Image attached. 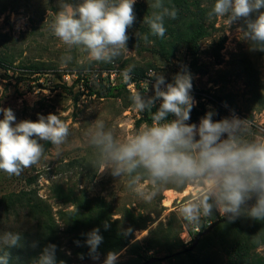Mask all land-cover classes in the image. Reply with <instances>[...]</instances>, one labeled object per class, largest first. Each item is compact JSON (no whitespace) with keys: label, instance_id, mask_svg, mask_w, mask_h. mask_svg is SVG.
<instances>
[{"label":"rangeland","instance_id":"1","mask_svg":"<svg viewBox=\"0 0 264 264\" xmlns=\"http://www.w3.org/2000/svg\"><path fill=\"white\" fill-rule=\"evenodd\" d=\"M61 2L0 0V58L8 55L12 59L4 63L0 60V108H11L16 123L25 119L36 121L38 114L60 115L70 129L66 143L59 150L50 142L38 140L44 145V156L20 176H9L0 171V197L12 191L34 188L56 212L62 206L53 195L61 186L80 197V206L68 205L66 211L82 212V209L103 204L104 217L108 216L110 223L116 222L117 229L124 233V239L129 238L127 247L117 249L113 238L104 237L97 249L99 258L94 260L89 255L86 234L99 228L103 237V229L82 217L67 219L68 223L57 220L61 232L65 230L60 234L57 264L61 261L63 264H104L110 251L119 253L115 264H132L136 256L130 253L129 246L133 244L141 246L147 255L158 258L166 257L169 250L179 251L178 242L190 247L196 237L212 224L211 220L226 216H221L214 208L211 217L201 218V230L197 232L196 227L179 212V204L194 191L191 186L183 190L169 186L150 201L141 199L127 187L125 179L112 176L109 170L102 173V167L96 163V150L87 142L86 131L97 119L104 120L122 137L133 134L143 125L150 126L153 121L144 120V114L134 109L130 96L136 91L143 92L145 81L149 82L148 90L143 94L145 97L154 96L152 85L155 80L148 77L152 71L160 72L166 83H172L177 73L187 71L192 77L191 95L195 101L193 109L197 112L192 109L186 123L198 126L200 119L209 111L213 112V121L230 119L235 115L251 122L253 135L250 139L264 136V51L254 50L249 41L242 39L243 20L229 24L227 18L208 17L209 27L199 42L195 59L182 46L170 54H162L152 36H148L149 42H146L145 35L132 25L127 29L129 39L126 47L129 52L111 64L89 62L88 54L82 48L69 49L51 32L50 24L61 10ZM63 2L75 6L82 0ZM154 2L136 0L134 12L139 4L151 6ZM214 2L206 0L209 12ZM185 29L192 30L188 25ZM67 55L72 59L65 64L62 57ZM33 64H38L39 70ZM130 66L132 73L137 68L144 71L140 89L135 84L127 85L113 97L90 95L89 90L76 80L81 73L89 83L109 77L112 83L118 84L123 80L121 72ZM65 86L71 88V92L65 90ZM164 87L161 85L162 90ZM174 118L172 116L169 120ZM0 119H3V113H0ZM224 138H227L226 134L222 136ZM167 201L172 203L167 205ZM254 204L255 199L245 207ZM58 218L61 219L60 215ZM254 222L260 224V221L242 215L234 222L227 220L219 227L217 225L204 236L208 238L199 240L194 254L213 264H226L223 248L232 233L242 237L253 236L258 239V244L262 243L263 231L255 228ZM3 231H19L22 238L18 245L21 246L35 237L38 226L34 220L22 217L9 223L0 221V232ZM258 252L264 257V244L259 246ZM163 264L191 262L184 258L179 262L164 261Z\"/></svg>","mask_w":264,"mask_h":264},{"label":"clouds","instance_id":"2","mask_svg":"<svg viewBox=\"0 0 264 264\" xmlns=\"http://www.w3.org/2000/svg\"><path fill=\"white\" fill-rule=\"evenodd\" d=\"M135 2L82 0L74 6L62 0L61 10L50 24L51 32L69 49L82 48L89 62L114 63L129 52L127 29L135 21ZM151 7L155 11L144 17V22L153 36L164 38L165 18L175 19L177 10L169 9L162 0H155ZM208 17L227 18L229 24L243 20L242 39L249 41L254 50L264 51V0H215ZM144 40L149 42L147 35ZM71 59L67 55L62 62L67 64ZM121 76L126 83L132 80V67L124 69ZM148 77L155 80L154 96L143 94L148 90L149 82L145 81L143 92H134L130 100L136 111L151 112L150 126L143 125L122 137L104 120L97 119L86 131L102 173L109 170L112 176L125 179L127 187L145 201L169 186L178 190L191 186L194 191L179 204V212L197 232L201 230V218L211 217L214 208L229 222L242 215L264 221V136L250 139L251 122L235 115L213 121V112L209 111L198 126L186 123L195 104L191 74L179 72L172 83H166L160 72L152 71ZM161 85H165L163 90ZM157 100L161 103L153 113ZM0 113V171L9 176H20L41 160L45 149L38 140L50 142L59 150L70 135L69 125L60 115L38 114L36 121L16 123L11 108H0ZM169 114L175 118L167 119ZM225 134L227 138L222 139ZM253 197L255 204L245 207ZM104 227L107 230L109 224L105 222ZM86 235L89 255L98 259L97 249L103 242L100 229L94 228ZM21 238L19 231L0 232V251L17 246ZM118 255L108 252L104 264H115ZM0 264H9L7 252L0 255ZM33 264H57L56 245L46 246Z\"/></svg>","mask_w":264,"mask_h":264},{"label":"trees","instance_id":"3","mask_svg":"<svg viewBox=\"0 0 264 264\" xmlns=\"http://www.w3.org/2000/svg\"><path fill=\"white\" fill-rule=\"evenodd\" d=\"M162 2L166 7H169V9L174 7L177 10V17L175 19L165 18L166 33L164 38L153 36L148 24L144 22V17H150L153 11H155L151 6L145 3L136 6L133 26L135 29L140 30L143 35L152 36L162 54H170L172 50H177L179 46H182L186 49L188 54L195 59L199 52V42L205 35L206 28L209 27L207 26L209 10L205 6L206 0H162ZM187 25L192 28L191 31L185 29ZM9 57L11 56L5 55L0 58V60L2 63L12 60ZM32 66L39 70L38 64H33ZM143 78L144 71L137 68L133 70L132 80L127 83L121 80L118 84H114L109 77L100 78L94 80V83H89L88 80L81 77V73H79L76 80L81 82L89 90L90 95H95L98 98H107L118 95L129 83H134L135 86L140 89L139 82L143 80ZM63 88L71 92L70 87V89L66 86ZM160 103H156L152 108L151 111L153 113L158 110ZM193 110L197 112V109ZM143 114L144 118H146L144 119L145 121H153L151 112L145 111ZM199 115L203 116V113H199ZM172 116L173 115L169 114L167 119H170ZM53 198L62 206V209L56 212L49 201L41 197L39 192L34 188L12 191L0 197L1 222L9 223L12 219L27 217L34 220L38 226L37 234L26 245L8 247L0 251V255H3L4 252L8 253L9 264H33V262L38 259L43 249L50 244L56 245L57 252L61 238L60 234L65 233V230L61 232L57 220H63L64 223H68L69 221L67 222V219L74 217H82L85 220L95 222L105 232L103 238H113V241L117 244V249H122L129 245V238L125 237L124 239V233L117 229L116 222L110 223L108 216L107 218L104 217L105 212L102 210L104 207L103 204L86 210L82 209V212L66 211L65 209L68 208V205H76L79 207L80 197L73 191L68 192V189L65 190L61 186H58L54 191ZM59 215L61 219H57ZM216 221L218 220H211L212 224ZM105 222L109 224L108 230L104 227ZM253 226L263 231L261 237L262 243L258 244V239H255L253 236L242 237L241 235L232 233L223 248L226 256V264H264V257L258 252L259 246L264 244V221H260V224L254 222ZM68 228H70V232L73 230L71 224L68 225ZM68 228L67 232H69ZM167 232L169 233V229H167ZM73 237L74 236L71 238ZM208 237H204L203 239ZM201 242L202 241H200V243ZM176 244L179 245L180 250L177 252L173 251L174 249L169 250L167 256L162 257L166 258L164 261L179 262L186 258L190 260L191 264H213L210 261L203 260L201 257L196 256L193 251H190L192 245L186 247L180 242ZM129 251L132 255L136 256L132 264H143L152 258L159 259L158 257L147 255L144 249L138 244L130 245ZM164 261L157 260L152 264H163Z\"/></svg>","mask_w":264,"mask_h":264},{"label":"water","instance_id":"4","mask_svg":"<svg viewBox=\"0 0 264 264\" xmlns=\"http://www.w3.org/2000/svg\"><path fill=\"white\" fill-rule=\"evenodd\" d=\"M255 199V197H253L251 200H249V201H247L246 202V205H248V204H250L253 200ZM245 205V206H246ZM228 219H227V217L226 218H223V219H221V220H218V221H216L215 223H213V224H211L203 233H201V234H199L197 237H196V239L194 240V243L192 244V246L190 247V251H193L194 250V248L196 247V245L198 244V242H199V240L202 238V237H204L205 235H207L214 227H216L217 225H219V224H221V223H223V222H225V221H227ZM157 260H159V261H164V260H166V258H159V259H157V258H152V259H150L149 261H147V262H145V263H143V264H152L153 262H155V261H157Z\"/></svg>","mask_w":264,"mask_h":264},{"label":"built area","instance_id":"5","mask_svg":"<svg viewBox=\"0 0 264 264\" xmlns=\"http://www.w3.org/2000/svg\"><path fill=\"white\" fill-rule=\"evenodd\" d=\"M112 76V78H114V75H111ZM68 78H69V75H68ZM131 86H134V83H129L128 84V87H131Z\"/></svg>","mask_w":264,"mask_h":264},{"label":"bare ground","instance_id":"6","mask_svg":"<svg viewBox=\"0 0 264 264\" xmlns=\"http://www.w3.org/2000/svg\"><path fill=\"white\" fill-rule=\"evenodd\" d=\"M166 203H167V205H170V203H172V202L171 201H167Z\"/></svg>","mask_w":264,"mask_h":264}]
</instances>
